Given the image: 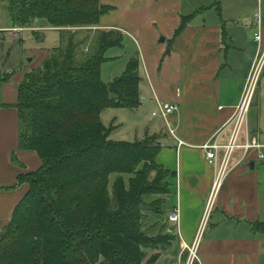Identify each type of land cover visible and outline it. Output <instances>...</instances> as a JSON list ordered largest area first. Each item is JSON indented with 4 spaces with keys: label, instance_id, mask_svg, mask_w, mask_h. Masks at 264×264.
Segmentation results:
<instances>
[{
    "label": "trees",
    "instance_id": "16d2710c",
    "mask_svg": "<svg viewBox=\"0 0 264 264\" xmlns=\"http://www.w3.org/2000/svg\"><path fill=\"white\" fill-rule=\"evenodd\" d=\"M5 2L15 28L42 19L59 43L17 87V150L35 153L39 167L18 176L27 191L0 232V264H155L174 236L162 227L143 230L141 221L167 213L175 172L156 160L160 136L116 142L100 120L109 106H140L137 57L114 81L118 93L101 80L106 53L124 41L118 30L96 29L109 8L99 0ZM73 28L88 34L78 38ZM11 162L24 168L14 153ZM253 231L264 235V223ZM145 250L155 253L147 258Z\"/></svg>",
    "mask_w": 264,
    "mask_h": 264
},
{
    "label": "crops",
    "instance_id": "0c3cea01",
    "mask_svg": "<svg viewBox=\"0 0 264 264\" xmlns=\"http://www.w3.org/2000/svg\"><path fill=\"white\" fill-rule=\"evenodd\" d=\"M99 3L109 8L100 17V29L118 30L135 45L132 56L138 59L141 80L138 91L139 99L143 100L140 105L151 102L158 108L166 101L178 106L176 113L169 117L176 127L174 137L170 138L174 144L162 147L159 143L162 149L156 159L175 172V177L169 181L170 194L166 196L167 213H147L145 218L150 221L148 226H154L155 230L164 225H167L165 229L174 230L172 246L159 252L155 264H163L167 259L175 264L181 254V244H189L194 239L213 181V170L200 146L232 116L258 52L264 53V25L257 24L254 36L259 34V40L254 37L257 47L246 71L235 76L230 70L233 76L229 77L223 74L225 68L237 66L232 62L229 64L226 56L231 53L243 55L246 48L244 42L238 44L228 36L226 27L230 19L222 14L220 4L216 20H209L203 19L208 8H190L188 0H99ZM0 11V22L5 18V24L0 26L1 232L27 191L26 184L18 183V176L36 170L39 160L35 153L17 150V87L22 76L31 69L25 66L13 68L2 58L5 38L14 36L21 29L11 24L5 0H0ZM189 16L185 27L177 33L182 18ZM161 38L164 39L162 43L159 42ZM4 72L8 75L3 78ZM142 82L154 85L156 94L153 98H147L144 86L140 88ZM248 128L247 124L248 135L264 145V133L259 129L252 133ZM227 132L224 131L221 141L226 140ZM13 153L23 164V169L11 162ZM241 156L240 152H234L233 161L240 160ZM249 158L238 163L217 193L198 247L199 264H264V235L253 231L255 223H264V159H258L254 154ZM251 161L254 162L253 170L248 167ZM173 207L178 208L179 214L176 226L168 222Z\"/></svg>",
    "mask_w": 264,
    "mask_h": 264
},
{
    "label": "rangeland",
    "instance_id": "374dc122",
    "mask_svg": "<svg viewBox=\"0 0 264 264\" xmlns=\"http://www.w3.org/2000/svg\"><path fill=\"white\" fill-rule=\"evenodd\" d=\"M218 1L222 9V14H225L224 16L230 19L226 27V30L229 33L228 36L231 40H236L238 44L244 42L246 48L244 49L245 53L243 55L239 53H231L229 56H226V61H228L229 64L232 62L237 67L231 66L232 69L225 68L223 74L231 77L233 75L230 74V70H232L233 74L236 76L237 74L246 71L245 69H247L253 58V53L257 47V43L254 41V33H256L257 24L259 26L264 25V0ZM212 5L213 0H188V6L190 8H198L200 6L208 8L204 13L203 19L208 18L209 20H216V10H218V8L213 7ZM1 15L2 13L0 11V16ZM1 19L0 26L2 27L5 24V18ZM82 29L83 30L73 28L71 30H76L77 32L74 33H78L77 37L82 38L88 34L85 33V28ZM91 29L95 28L93 27ZM96 29H100V27L98 26ZM58 43V32L53 28H48V25L44 20L37 19L32 23L30 28L21 29L16 32L14 36H7L5 38L1 56L7 61V64L13 68L16 66H25L31 69V71H36L41 66V58L46 54L48 56L49 50L57 47ZM84 53H86L85 48L82 51V54ZM258 53V55L261 54L260 52ZM134 54L135 45L128 37L124 36L122 47L111 49L106 53V57L109 60L103 63L101 67V80L109 86L115 80L121 78L126 69V64L129 58L133 57L132 55ZM258 55L255 62L258 60ZM260 56L261 59L255 92L247 116L248 129L252 133L257 129L264 133V53ZM7 75L8 74L4 72L1 76L4 78ZM24 75L22 76V79ZM141 86H144V92L147 98H153L156 94L154 85L151 82H146V84L145 82H142L140 88ZM167 90L170 89L168 88ZM166 93L168 95L169 91ZM167 95H165V97ZM166 100H168L167 97ZM141 102H143V100L140 99V104ZM164 103L168 102L162 101V105ZM153 113L156 114L155 117L152 116ZM100 120L105 128L112 127L109 138L116 142L134 143L144 140L146 135H157L160 136L159 143L162 147H170L172 143L174 144L170 139L172 137L170 130H175L176 127L171 123L170 118L163 120L161 116H159L158 108L153 106L151 102L149 105H140L135 110L109 106L102 110ZM113 180L114 177H111L110 183L113 182ZM262 205L264 207V201ZM143 215L147 217V213ZM145 218L141 221L143 230L149 228L148 224L150 223V221L145 220ZM159 224L160 223H157V225ZM166 227L167 225H164L162 228L165 229ZM156 231L157 230H155V233H157ZM145 252L147 258L155 253L153 250H145ZM184 258L185 256H183V259ZM157 264L162 263L158 262ZM163 264H174V262L167 259Z\"/></svg>",
    "mask_w": 264,
    "mask_h": 264
},
{
    "label": "built area",
    "instance_id": "2783aa9c",
    "mask_svg": "<svg viewBox=\"0 0 264 264\" xmlns=\"http://www.w3.org/2000/svg\"><path fill=\"white\" fill-rule=\"evenodd\" d=\"M254 37L255 40H259V34ZM260 59L261 56L253 64L232 116L211 139L200 146V149L204 152L205 160L213 170V181L207 198L204 216L194 239L189 244H181V254L175 264H199L198 247L200 240L204 234L207 218L213 207L214 200L226 177L234 171L240 161L249 160L250 154H254V157L258 159H264V153L261 152L264 149V145L259 144L254 137H250L247 133V116L255 92ZM177 109L178 106L175 103L161 104L158 106L159 116L163 120H167V118L176 113ZM152 116L155 117L156 114L153 113ZM224 131H228L226 140L221 141ZM170 133L174 137V130L171 129ZM181 145L182 143L178 141V146ZM236 151L240 152L242 156L240 160L234 162L233 154ZM168 222L174 226L178 225L179 214L177 207L172 208L168 215ZM176 234L179 237L178 230H176ZM183 256H185L184 259Z\"/></svg>",
    "mask_w": 264,
    "mask_h": 264
},
{
    "label": "water",
    "instance_id": "95a60500",
    "mask_svg": "<svg viewBox=\"0 0 264 264\" xmlns=\"http://www.w3.org/2000/svg\"><path fill=\"white\" fill-rule=\"evenodd\" d=\"M42 39V38H41ZM164 41V39L163 38H161L160 39V43H162ZM31 60V59H30ZM29 60V61H30ZM109 91L110 92H112V93H118V90H117V88H116V83L115 82H113V83H111L110 85H109ZM253 166H254V162L253 161H251L250 163H248V167H249V169H251V170H253ZM168 233H172V229H169L168 230Z\"/></svg>",
    "mask_w": 264,
    "mask_h": 264
}]
</instances>
